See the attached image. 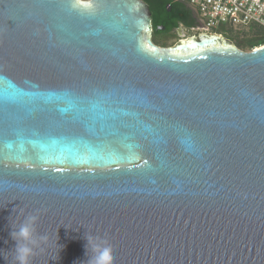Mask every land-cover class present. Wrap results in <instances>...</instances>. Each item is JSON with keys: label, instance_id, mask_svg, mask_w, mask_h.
Instances as JSON below:
<instances>
[{"label": "water", "instance_id": "water-1", "mask_svg": "<svg viewBox=\"0 0 264 264\" xmlns=\"http://www.w3.org/2000/svg\"><path fill=\"white\" fill-rule=\"evenodd\" d=\"M91 2L0 0V264L35 214L31 264H264V45Z\"/></svg>", "mask_w": 264, "mask_h": 264}, {"label": "built area", "instance_id": "built-area-1", "mask_svg": "<svg viewBox=\"0 0 264 264\" xmlns=\"http://www.w3.org/2000/svg\"><path fill=\"white\" fill-rule=\"evenodd\" d=\"M197 8L206 33L221 34L216 29L231 25L237 30L257 25L264 29V0H183ZM264 45V44H261ZM260 45V46H261Z\"/></svg>", "mask_w": 264, "mask_h": 264}, {"label": "clouds", "instance_id": "clouds-1", "mask_svg": "<svg viewBox=\"0 0 264 264\" xmlns=\"http://www.w3.org/2000/svg\"><path fill=\"white\" fill-rule=\"evenodd\" d=\"M73 3L77 7L85 3L89 8L93 6L91 0H73ZM38 220V214L29 215L18 228L12 229L11 237L16 241V264H31V258L36 255V249L47 240L46 236H38L36 233ZM85 239L88 256L86 264H114L113 247L105 236L88 234L85 235Z\"/></svg>", "mask_w": 264, "mask_h": 264}, {"label": "flooded vegetation", "instance_id": "flooded-vegetation-1", "mask_svg": "<svg viewBox=\"0 0 264 264\" xmlns=\"http://www.w3.org/2000/svg\"><path fill=\"white\" fill-rule=\"evenodd\" d=\"M183 4L180 6H168L166 13H161L158 17L161 22H157V17L151 10L152 17V40L162 48L173 46L181 39H186L192 36L199 37L205 33L204 20L201 18L198 10L193 5L183 0H174ZM224 36V35H223ZM176 39L171 45H168L169 40Z\"/></svg>", "mask_w": 264, "mask_h": 264}, {"label": "trees", "instance_id": "trees-1", "mask_svg": "<svg viewBox=\"0 0 264 264\" xmlns=\"http://www.w3.org/2000/svg\"><path fill=\"white\" fill-rule=\"evenodd\" d=\"M145 1L153 13L157 17V22H161L158 19L161 13H166L168 9V5L171 6H180L182 7L183 4L175 2L174 0H143ZM222 33V32H221ZM224 34V33H223ZM238 34L237 37L234 38L233 33L224 34L225 37H229L234 39L235 45L239 48L249 47V49H253L261 44H264V29L257 25H251L248 29H241L236 32ZM242 37V40H237L238 37Z\"/></svg>", "mask_w": 264, "mask_h": 264}, {"label": "rangeland", "instance_id": "rangeland-1", "mask_svg": "<svg viewBox=\"0 0 264 264\" xmlns=\"http://www.w3.org/2000/svg\"><path fill=\"white\" fill-rule=\"evenodd\" d=\"M216 30H217V31H220V32H222V33H224V34H229V33L231 32V33L234 34V38L238 36V34H236V32H237L238 30L235 29V28H233V26L228 25V24H226V25H222V26H219ZM226 38L230 39V40H231L232 42H234V44H235L234 39L229 38V37H226ZM176 39H177V38H176ZM176 39L174 38L173 40H169V41L167 42V44H168V45H171ZM237 40H242V37L239 36V37L237 38ZM172 41H173V42H172ZM241 49L246 50V51L250 50L249 47H243V48H241Z\"/></svg>", "mask_w": 264, "mask_h": 264}, {"label": "snow or ice", "instance_id": "snow-or-ice-1", "mask_svg": "<svg viewBox=\"0 0 264 264\" xmlns=\"http://www.w3.org/2000/svg\"><path fill=\"white\" fill-rule=\"evenodd\" d=\"M6 10V9H5ZM152 51H154V49H152Z\"/></svg>", "mask_w": 264, "mask_h": 264}]
</instances>
